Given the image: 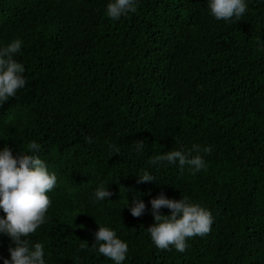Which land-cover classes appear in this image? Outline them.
Here are the masks:
<instances>
[{
    "label": "trees",
    "instance_id": "obj_1",
    "mask_svg": "<svg viewBox=\"0 0 264 264\" xmlns=\"http://www.w3.org/2000/svg\"><path fill=\"white\" fill-rule=\"evenodd\" d=\"M111 2L0 0V47L22 41L26 79L0 103V151L39 156L57 176L29 240L44 244L46 264H115L92 250L100 226L127 243L122 264H264V0H245L235 22L216 20L207 0H135L113 20ZM193 145L212 148L189 157H202L200 172L149 163ZM145 171L156 180L138 183ZM101 187L108 200H95ZM161 194L209 210L210 233L182 253L156 248L147 229ZM134 199L146 205L139 218ZM9 247L0 234V264Z\"/></svg>",
    "mask_w": 264,
    "mask_h": 264
},
{
    "label": "clouds",
    "instance_id": "obj_2",
    "mask_svg": "<svg viewBox=\"0 0 264 264\" xmlns=\"http://www.w3.org/2000/svg\"><path fill=\"white\" fill-rule=\"evenodd\" d=\"M207 3L210 14L218 21H239L248 10L245 0H207ZM135 11V0H112L107 4L106 15L113 20H119L122 15ZM21 48L22 41L19 39L0 47V103L7 102L26 85L23 76L25 68L14 59ZM261 48L264 49V45H261ZM86 142L92 144V138L86 137ZM109 147L114 155L120 154V149L115 145ZM143 147V140L135 142L137 153ZM27 149L39 151L40 145L33 140L28 143ZM201 151L211 154L212 148L193 145L187 152L183 149L171 150L165 154L154 155L149 163L155 166L163 162H178L181 170L187 165L195 174L205 168V162L200 155L191 159L189 157L192 152ZM138 178V183L156 180L147 171ZM56 186L57 176L48 171L46 163L39 156L19 154L14 157L11 148L7 146L0 151V210L5 214L0 218V234L9 237L14 244V247H9L11 259H4L3 264H46L44 244H32L29 237L45 223L51 206L47 193L53 191ZM111 195V192L101 187L96 189L94 198L104 201ZM150 203L155 223L147 231L152 243L160 250H170L174 247L182 253L187 248L188 239L206 236L211 231L214 223L212 213L198 204L191 203L186 196L176 201L161 194ZM131 204V215L141 217L146 210L145 203L141 199H134ZM163 208L171 210V215H162ZM94 236L92 250L98 251L101 256L114 261L115 264H122L128 252L127 243L117 238L116 232L109 227L100 226ZM80 249L86 250V243H81Z\"/></svg>",
    "mask_w": 264,
    "mask_h": 264
}]
</instances>
